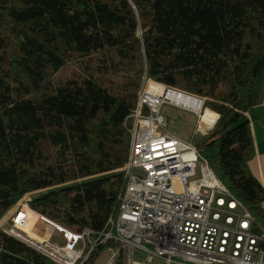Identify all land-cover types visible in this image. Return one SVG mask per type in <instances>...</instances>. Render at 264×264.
I'll return each mask as SVG.
<instances>
[{"label":"trees","instance_id":"1","mask_svg":"<svg viewBox=\"0 0 264 264\" xmlns=\"http://www.w3.org/2000/svg\"><path fill=\"white\" fill-rule=\"evenodd\" d=\"M148 81L219 115L194 144L264 226L247 117L264 97V0H0V218L29 194L70 229L102 230ZM0 264L58 263L0 227Z\"/></svg>","mask_w":264,"mask_h":264},{"label":"built area","instance_id":"2","mask_svg":"<svg viewBox=\"0 0 264 264\" xmlns=\"http://www.w3.org/2000/svg\"><path fill=\"white\" fill-rule=\"evenodd\" d=\"M142 94L131 115L118 209L102 230L70 229L34 209L29 194L12 227L1 228L58 264H86L101 248L113 251L107 264H264V226L195 144L161 131L167 118L156 111L160 101ZM135 250L149 262L135 259Z\"/></svg>","mask_w":264,"mask_h":264},{"label":"rangeland","instance_id":"3","mask_svg":"<svg viewBox=\"0 0 264 264\" xmlns=\"http://www.w3.org/2000/svg\"><path fill=\"white\" fill-rule=\"evenodd\" d=\"M149 82L150 81H148L147 85L142 90V93L144 91V96L142 94V97H146V99L148 100H153L154 98H152L151 95L147 93V86L149 85ZM156 98H158V100L160 101V106L156 107V111L160 114H163L167 118L166 125L161 127V131L163 130L166 133L175 135L185 141H189L194 144V140L197 136L208 133V131L213 129L216 124L215 123L211 128L205 124L203 125L200 119V115L198 113L192 111L191 109L178 106L174 103H170L166 99H164V97L162 98L156 96ZM205 109L206 108H204V110ZM15 210V208L10 209L5 215L0 218V227L8 229L12 227L10 218L13 216V212ZM112 253L113 251L108 250V248L101 249L97 252L93 264H107L110 260ZM134 258L137 260L148 261L146 255L140 250H135ZM152 264H163V260H161L160 258H155L154 260H152Z\"/></svg>","mask_w":264,"mask_h":264},{"label":"bare ground","instance_id":"4","mask_svg":"<svg viewBox=\"0 0 264 264\" xmlns=\"http://www.w3.org/2000/svg\"><path fill=\"white\" fill-rule=\"evenodd\" d=\"M147 93L150 94L152 98H154L153 101H155L156 96L162 98L164 97V99L170 103L191 109L200 115L203 125L205 124L210 128L216 123L218 119L219 115L215 111L211 110L210 108H206L204 110L201 99L189 97L178 90H171L166 86L150 81L149 85L147 86Z\"/></svg>","mask_w":264,"mask_h":264},{"label":"crops","instance_id":"5","mask_svg":"<svg viewBox=\"0 0 264 264\" xmlns=\"http://www.w3.org/2000/svg\"><path fill=\"white\" fill-rule=\"evenodd\" d=\"M247 117L250 119L255 146V154L249 161V168L264 187V97L260 104L247 113Z\"/></svg>","mask_w":264,"mask_h":264},{"label":"water","instance_id":"6","mask_svg":"<svg viewBox=\"0 0 264 264\" xmlns=\"http://www.w3.org/2000/svg\"><path fill=\"white\" fill-rule=\"evenodd\" d=\"M168 88H170L171 90H178V89H175V88H172V87H168ZM178 91L182 92V93L185 94V95H188L189 97H196V98L201 99L202 104H203L204 101H205V98H202V97H200V96H197V95H194V94H190V93L185 92V91H182V90H178ZM19 239H20V238H19ZM20 240L26 242V241L23 240V239H20Z\"/></svg>","mask_w":264,"mask_h":264}]
</instances>
